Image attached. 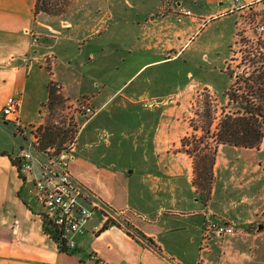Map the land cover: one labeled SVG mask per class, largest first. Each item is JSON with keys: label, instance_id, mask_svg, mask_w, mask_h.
I'll return each instance as SVG.
<instances>
[{"label": "crops", "instance_id": "1", "mask_svg": "<svg viewBox=\"0 0 264 264\" xmlns=\"http://www.w3.org/2000/svg\"><path fill=\"white\" fill-rule=\"evenodd\" d=\"M36 2L0 0V264H251L250 251L264 235V139L258 148L218 145L205 203L193 184L194 159L181 145L197 131L181 129V116L170 112L195 88L217 96L227 91L224 66L243 11L230 13V0H74L65 15L53 17L36 14ZM187 10L192 16L179 21ZM230 14L228 55L204 54V73H217L218 84L194 81L188 71L186 83L174 87L164 68L190 49L209 20ZM51 80L65 99L88 97L98 110L78 119L73 178L124 212L106 228L94 216L70 252L45 232L31 192L40 171L19 173L21 131L1 114L7 99L17 97L23 127L40 125ZM209 217L238 231L211 237L201 250Z\"/></svg>", "mask_w": 264, "mask_h": 264}, {"label": "rangeland", "instance_id": "2", "mask_svg": "<svg viewBox=\"0 0 264 264\" xmlns=\"http://www.w3.org/2000/svg\"><path fill=\"white\" fill-rule=\"evenodd\" d=\"M73 2L74 0H51V4H58L60 14L48 15L53 17L65 15L72 8ZM233 19V16L230 14L209 20L192 39L191 45H189L190 49L188 51L183 50V52H186L184 55L182 53L176 58L178 60L175 64L172 63L171 66L163 67L166 69L165 76H174V87L186 83L188 71L192 72L194 81L201 82L202 84H215L216 82L218 84L217 73L214 75L204 73V71L209 70L208 64L204 61V54H207L210 59L220 56L223 51L225 53L223 57L228 55L225 50L226 43L232 34ZM255 23L264 24V0H259L257 6L251 5V8L244 9L235 25L234 39L229 48V59L225 62L224 66L227 75V78L224 76V79L230 82L226 92L217 96L215 92L195 88L189 99L184 98L182 106L176 107L174 104L170 106V112L181 116L178 118L181 129L185 127L192 130V133L197 131V134H192L181 139L184 151L198 146L200 155L206 152L207 154H212L214 151L217 154V147L220 144L217 136L220 133L222 123L227 119L236 120L241 114H244V106L242 105H246L249 102L254 105H264V45L259 46L253 43V40L256 39V32L253 26ZM190 56L194 58V61L185 62ZM49 85L55 87L54 83L50 82ZM228 94H234L236 101L230 100ZM58 96H62L65 99L63 95L58 94ZM252 99H256L254 100L255 103ZM45 106L46 108L41 115L43 120L41 124H44L42 145L43 147L55 146L60 149L67 143V139H71L73 136L71 132L62 135V129L56 128L57 126L54 125L55 121L61 120L66 108L65 101L57 102L53 105L48 102ZM78 119L87 120L84 116L78 115L75 123L76 130L80 127ZM33 126L35 125L27 128ZM49 132L59 134L57 144L48 143L47 137L49 135L47 134ZM183 140H187L185 148H183ZM81 143H83V139ZM190 157L193 158L191 155ZM208 219L219 221L212 217ZM208 219H206L204 228L208 223ZM260 223L264 226V218ZM234 228L236 233L238 229L235 226ZM213 236L216 235L210 236L209 240ZM206 247L207 243L204 249ZM250 254L254 258L251 264H264V235L257 238Z\"/></svg>", "mask_w": 264, "mask_h": 264}, {"label": "built area", "instance_id": "3", "mask_svg": "<svg viewBox=\"0 0 264 264\" xmlns=\"http://www.w3.org/2000/svg\"><path fill=\"white\" fill-rule=\"evenodd\" d=\"M230 1L234 5L229 11L230 13L244 11L246 8H251L252 5L251 3L243 4V0ZM182 16H192V12L184 11L179 21L182 20ZM253 26L256 32V39L253 40V43L263 46L264 24L255 23ZM51 83H54L57 93L63 95L61 86L54 80H51ZM254 100L256 99H252L253 102ZM64 101L66 104L65 111L61 120L55 121L54 125L62 131L71 132L73 136L71 139H67V143L60 149L55 146L46 149L43 147L42 130L44 124L35 125L31 128L23 127L19 119L22 107L21 99L17 97L8 98L1 114L11 120L15 128L21 131V151L18 156L19 173L25 175L33 174L36 169L40 171L41 176L35 179L31 192L43 210L44 224L46 228H49V231L45 230V232L48 236L57 238L58 244L70 252L76 249L75 238L86 233L87 226L94 216L100 215L105 219L106 224H114L120 221L124 212L112 210L98 200L83 184L73 178L70 172V159L81 130V127L78 130L75 129L77 116L82 115L88 120L94 117L98 110L88 97L73 102L67 99ZM262 132L264 134V122ZM234 234V226L208 219V223L203 229L201 250H204L206 242L212 235L227 237ZM136 237L139 239L138 236ZM198 264L206 263L201 259Z\"/></svg>", "mask_w": 264, "mask_h": 264}, {"label": "trees", "instance_id": "4", "mask_svg": "<svg viewBox=\"0 0 264 264\" xmlns=\"http://www.w3.org/2000/svg\"><path fill=\"white\" fill-rule=\"evenodd\" d=\"M51 0H37L35 6V13H46L51 15H59L60 10L58 9V4H51ZM49 103L51 105L57 102H64L62 96H58L56 88L54 86L49 85ZM229 98L232 101L235 100L234 94H228ZM244 106V114H241L238 119L232 120L227 119L222 123L220 133L217 136V140L220 144H230L237 147H246V148H258L263 139L264 134L262 132V125L264 122V105H254L252 103H247ZM71 131V130H70ZM70 132L62 131V135H66ZM47 135L48 143L57 144V138H59V134L55 132H49ZM66 137V136H65ZM67 138V137H66ZM183 148L187 146V140H183L182 142ZM45 149L47 147H44ZM208 151V150H207ZM189 155L193 156L195 164L194 171L195 177L193 180L194 186L197 188V191L204 199V202H208L211 196L213 183H214V164L216 158V152H212L207 154H199V147L194 146L191 150H185ZM4 154V153H3ZM108 226V223L105 224V228ZM45 230L49 231V228H46L44 224ZM130 235L136 237V234H132L129 231ZM139 239L143 241H147L152 244L150 239H147L144 235L139 234ZM51 238L58 244L57 238ZM59 248L63 252H68L64 246L59 245Z\"/></svg>", "mask_w": 264, "mask_h": 264}]
</instances>
